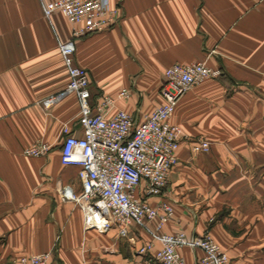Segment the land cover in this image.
<instances>
[{
  "label": "crops",
  "instance_id": "obj_1",
  "mask_svg": "<svg viewBox=\"0 0 264 264\" xmlns=\"http://www.w3.org/2000/svg\"><path fill=\"white\" fill-rule=\"evenodd\" d=\"M0 0V264L47 252L53 264H159L140 248L154 242L135 225L127 239L113 228L86 230L84 213L63 201L59 186L82 192L78 166L61 162L63 127L83 135L75 95L46 107L65 92L69 77L58 40L71 38L60 13L45 18L42 2ZM124 19L105 33L76 43V64L90 75V103L117 99L143 121L164 99L160 89L173 65L205 63L222 70L188 91L171 122L187 137L177 152L163 198L174 207L160 234L210 233L229 264H264V0H110ZM198 139L208 152L194 153ZM36 142L48 157L24 150ZM158 221L149 224L155 231ZM187 264H200L201 250H179Z\"/></svg>",
  "mask_w": 264,
  "mask_h": 264
},
{
  "label": "built area",
  "instance_id": "obj_2",
  "mask_svg": "<svg viewBox=\"0 0 264 264\" xmlns=\"http://www.w3.org/2000/svg\"><path fill=\"white\" fill-rule=\"evenodd\" d=\"M43 14L51 21L55 13L62 14L71 26V38L58 40V50L67 69L69 81L61 95L47 99L50 107L66 95H75L79 102L78 123L83 135L78 137L65 125L61 145V162L80 168L82 192L76 194L69 186H59L63 201L74 202L84 213L86 230L105 234L115 228L118 237L127 239L129 227L135 225L148 231L161 248L154 250V242L140 248L139 253L152 252L159 264H187L179 250H201L200 264H229L228 254L214 241L210 233L201 237H187L184 233L160 234L174 215L168 200L156 206L151 198H163L169 177L177 162V152L187 137L171 118L181 98L194 87L222 76V70L205 63L173 65L166 69L160 92L164 99L143 121L119 110L112 114L117 99L126 100L129 91L123 89L117 99L103 96L97 105L90 103L89 72L76 64V43L94 34L118 27L124 19L122 6L110 0H58L42 2ZM207 140L194 142V153L208 152ZM52 147L36 142L24 150L27 157H48ZM158 221L155 231L149 224ZM21 264H53L51 252L23 257Z\"/></svg>",
  "mask_w": 264,
  "mask_h": 264
}]
</instances>
